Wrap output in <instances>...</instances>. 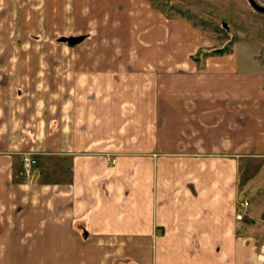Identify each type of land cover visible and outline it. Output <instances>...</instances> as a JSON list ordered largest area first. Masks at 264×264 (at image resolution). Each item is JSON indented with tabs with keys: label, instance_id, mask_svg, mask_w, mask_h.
I'll return each mask as SVG.
<instances>
[{
	"label": "crops",
	"instance_id": "crops-1",
	"mask_svg": "<svg viewBox=\"0 0 264 264\" xmlns=\"http://www.w3.org/2000/svg\"><path fill=\"white\" fill-rule=\"evenodd\" d=\"M54 3L69 50L0 34V264H264V58L152 0Z\"/></svg>",
	"mask_w": 264,
	"mask_h": 264
},
{
	"label": "rangeland",
	"instance_id": "rangeland-1",
	"mask_svg": "<svg viewBox=\"0 0 264 264\" xmlns=\"http://www.w3.org/2000/svg\"><path fill=\"white\" fill-rule=\"evenodd\" d=\"M0 2L2 3L0 21L5 24L0 28V34L3 33L7 38L12 35L10 40L14 38L13 41H15L17 36L20 39H24L23 37L26 34H30L31 39L29 42L23 41L19 45L20 48L38 52H56L64 50L63 48H66L65 45L68 46L65 42L56 41V37L61 36L66 30V28L58 27L59 15L56 11L57 8L54 7V2H57V0H51V18L55 25L51 26L50 30L47 27L43 28L42 24L40 25L39 23L44 9L43 0H12L13 3L11 0H0ZM152 2L157 4L168 15L185 16L194 24L201 26L205 31L216 37L218 44L215 47L220 46L228 49L232 44H236L238 55L244 61V66H249L246 58L251 52L256 53L261 59L264 58V0H152ZM11 3L14 6L17 3H21L20 9L26 7L30 13L34 12L35 20L27 17L21 21L22 24L24 23L23 26L21 24L18 27L12 26L11 23H14L15 18H11V13L13 12L10 6ZM27 22L28 26H26ZM33 22L36 23V27ZM1 45V50H14L16 42H3L0 43ZM211 49L209 48V50ZM66 50H69V47ZM51 61L55 60L52 59ZM55 66H57V71L55 70L56 73H53L55 76L52 75V78L58 79V65L56 64ZM24 83L27 86H22V95L28 98L27 91L24 90L30 88L31 85L25 81ZM3 85L4 88L6 84L3 83ZM50 85L51 91L57 94L59 86L56 87L53 83H50ZM22 170L26 175L31 172V169L29 172H26L23 168ZM253 173L257 175V178L260 179L262 177L264 179V169L260 170L259 168L256 173L255 168ZM260 192L264 194V188ZM245 193L244 195L248 194L247 192Z\"/></svg>",
	"mask_w": 264,
	"mask_h": 264
},
{
	"label": "built area",
	"instance_id": "built-area-1",
	"mask_svg": "<svg viewBox=\"0 0 264 264\" xmlns=\"http://www.w3.org/2000/svg\"><path fill=\"white\" fill-rule=\"evenodd\" d=\"M21 161H22L23 169L26 172H29V170L31 169L32 165L36 162V159H35L33 153L26 151V152L22 153ZM243 204L246 205L247 201H244ZM241 216L242 215L240 213L236 214V217H238V218H241Z\"/></svg>",
	"mask_w": 264,
	"mask_h": 264
},
{
	"label": "water",
	"instance_id": "water-1",
	"mask_svg": "<svg viewBox=\"0 0 264 264\" xmlns=\"http://www.w3.org/2000/svg\"><path fill=\"white\" fill-rule=\"evenodd\" d=\"M225 25V24H223ZM84 38L83 35H61L57 37V41L66 42L69 45H75Z\"/></svg>",
	"mask_w": 264,
	"mask_h": 264
},
{
	"label": "trees",
	"instance_id": "trees-1",
	"mask_svg": "<svg viewBox=\"0 0 264 264\" xmlns=\"http://www.w3.org/2000/svg\"><path fill=\"white\" fill-rule=\"evenodd\" d=\"M224 49H226V48L218 47V48H213V49H211V51H212V52H219V51H223Z\"/></svg>",
	"mask_w": 264,
	"mask_h": 264
}]
</instances>
